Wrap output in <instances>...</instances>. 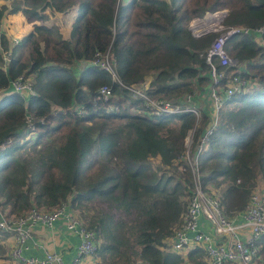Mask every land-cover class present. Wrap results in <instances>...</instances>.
Wrapping results in <instances>:
<instances>
[{
    "label": "trees",
    "instance_id": "1",
    "mask_svg": "<svg viewBox=\"0 0 264 264\" xmlns=\"http://www.w3.org/2000/svg\"><path fill=\"white\" fill-rule=\"evenodd\" d=\"M223 7L228 8L225 24L262 26L264 40V0L2 4L0 25L15 12L31 24L17 42L0 33V206L7 214L69 202L96 233L93 262L87 264H183L185 259L205 264L201 245L177 251L171 243L192 187L183 159L185 137L194 128L195 153L212 123L204 53L214 35L196 38L188 22ZM47 9L75 11L68 36L45 23ZM225 48L240 62L226 73L253 83L229 97L220 91L217 120L198 163L204 188L231 215L245 209L258 177L264 190V41L235 34ZM107 49L121 82L142 85L150 98L173 103L188 94L199 116L190 110L151 112L94 62ZM2 50L11 58L4 66ZM21 75L31 78L33 94L7 90ZM103 84L110 88L108 99L99 93ZM257 243L254 261L264 255V234Z\"/></svg>",
    "mask_w": 264,
    "mask_h": 264
},
{
    "label": "built area",
    "instance_id": "2",
    "mask_svg": "<svg viewBox=\"0 0 264 264\" xmlns=\"http://www.w3.org/2000/svg\"><path fill=\"white\" fill-rule=\"evenodd\" d=\"M225 13L224 9L207 10L190 23L194 36L214 35L204 53L210 65L209 74L212 81L207 91V105L212 123L201 135L195 153L192 151L194 128L189 130L185 137L183 159L191 169L192 187L186 211L182 215V223L175 232L171 246L174 250L181 251L187 246L201 245L206 252L209 264H257L254 261L260 248L257 242L264 234V190L260 185L254 187L245 209L228 215L222 210L218 198L204 188L198 163V153L205 147L208 135L217 120V111L222 103V92L220 91L229 97L244 91L253 83L239 74L226 73V67L237 66L239 68L240 62L228 54L225 43L235 34H250L258 42L264 41L262 26L250 28L245 25H227L223 20L226 18L227 13ZM207 19L211 21L206 23ZM201 21L204 23L200 24ZM14 41L17 42L18 39ZM2 55L4 66L11 59L10 51L2 50ZM94 62L110 72L111 76L121 85L128 88L132 96L141 97L152 110L151 112L170 113L190 110L199 116L200 112L196 105L189 102L190 95L188 94L176 99L177 103H173L170 99L150 98L144 92L142 85L121 82L115 72L110 49L98 53ZM29 79L22 75L11 79L8 90L19 92L24 96L33 94L32 81ZM222 81L223 85L220 86ZM98 90L104 99H108L110 88L107 85H100ZM201 216L211 226L212 234L202 229ZM56 218H61L66 230L79 238L77 251L69 264H86L84 258L92 256L96 248V233L86 227L76 216L69 202H61L51 209L33 207L20 216L8 215L5 209L0 208V231L10 233L9 256L16 264H66L60 253L43 248L41 244H39L42 247L41 254L28 253L27 240L37 223L41 222L50 226Z\"/></svg>",
    "mask_w": 264,
    "mask_h": 264
},
{
    "label": "crops",
    "instance_id": "3",
    "mask_svg": "<svg viewBox=\"0 0 264 264\" xmlns=\"http://www.w3.org/2000/svg\"><path fill=\"white\" fill-rule=\"evenodd\" d=\"M124 1H127V0H124ZM2 4H7L8 6H10V0H0V6ZM75 15H76V13L74 10H69V11L64 12V13L54 12V18L52 19V21L50 20V23L56 25L54 20L58 19V17H59L60 19L65 21L62 24L58 23L60 26L68 25L69 27H71L73 20L75 18ZM50 17H51V14L48 17V19L45 20V23L50 24V23H48ZM13 18H20L21 19V23H22L21 28L26 27L27 31L31 29L30 22L26 21L20 12H15V13H11V14L7 13L2 18L0 29L1 28H3V29L1 31H5L7 33H8V31H10V24L9 23ZM69 30H70V28H69ZM5 32H1V33H4L7 36V38L10 39L9 36L12 37V35L8 36V34H6ZM200 93L206 94V91L202 89V91ZM0 94H3L2 90H0ZM0 208H2V207L0 206ZM200 223H201V227L204 231L212 234L211 226L204 219L203 216H201V218H200ZM0 238H1V242L4 243V248H5V250L4 249H1V250L4 251V254L7 255L4 262H11V264H16L15 261H13L11 259V257L9 256V248L11 246L10 233L0 231ZM78 241H79V238L75 234L68 232L66 230L64 222L62 221L61 218H56L50 226L45 225L41 222H38L37 225L32 230L31 236L27 240L28 253L29 254H35V255L41 254L42 253V247L39 245V244H41L43 246V248H46L48 250L60 253L62 258H63V261L66 264H69V262L71 261L74 254L77 251ZM84 261L86 262V264L90 263V262L92 263L93 257L87 256L84 258Z\"/></svg>",
    "mask_w": 264,
    "mask_h": 264
},
{
    "label": "rangeland",
    "instance_id": "4",
    "mask_svg": "<svg viewBox=\"0 0 264 264\" xmlns=\"http://www.w3.org/2000/svg\"><path fill=\"white\" fill-rule=\"evenodd\" d=\"M222 9H224L225 11H226V13H227V11H228V8L227 7H223ZM221 9V10H222ZM48 10V9H47ZM214 11V10H213ZM48 13H49V15L51 14V17L49 18V21H48V23H50V20L52 21V19L54 18V12L53 11H51V10H48ZM225 13V14H226ZM11 14V13H10ZM202 16V15H201ZM194 18H196L197 19V16H195ZM194 18H191L190 20H189V22H188V28H189V30H190V32H191V34L193 35V33H192V31H191V28H190V23L194 20ZM224 18H225V16H224ZM224 20V19H223ZM54 22L56 23V25H57V27L59 28V30L62 32V34H63V36H67L68 35V33H69V26L68 25H66V26H60L59 24H62V23H64L65 21L64 20H62V19H60L59 17H58V19H55L54 20ZM59 23V24H58ZM200 24H203L204 23V21H201V22H199ZM10 31H8V33L7 32H5V31H1L3 28H1L0 29V31L1 32H5L6 34H8V36L9 35H12V37H10L9 36V40L12 42V41H14V39H18L19 40V38L23 35V34H25V33H27L28 31L26 30V27H24V28H21L22 27V23H21V19L20 18H13L11 21H10ZM51 24V23H50ZM206 35V34H205ZM205 35H203V36H205ZM194 36V35H193ZM194 37H196V36H194ZM214 37V36H213ZM196 38H199V37H196ZM30 81H31V78L29 79ZM146 84V83H145ZM198 120L199 119H196V121L198 122ZM196 121H195V123H196ZM155 162L157 161L156 159L154 160ZM261 184H263V182H262V180L258 177L257 179H256V182H255V188L256 187H258L259 185H261ZM254 188V189H255ZM1 249H4L5 250V248H4V243L3 242H1V238H0V264H11V262H4V260H5V258L7 257V255L6 254H4V251H2ZM264 253V252H263ZM203 260H204V262H205V264H209L208 262H207V255H206V257H204L203 256ZM257 262H259L258 264H263L262 262H264V255H260V257L256 260ZM139 263V262H138ZM183 264H200V263H193V262H191V261H189V260H187V259H185V261L183 262ZM231 264H238V263H231Z\"/></svg>",
    "mask_w": 264,
    "mask_h": 264
},
{
    "label": "bare ground",
    "instance_id": "5",
    "mask_svg": "<svg viewBox=\"0 0 264 264\" xmlns=\"http://www.w3.org/2000/svg\"><path fill=\"white\" fill-rule=\"evenodd\" d=\"M210 21H211V19H207V20H206V23H208V22H210Z\"/></svg>",
    "mask_w": 264,
    "mask_h": 264
}]
</instances>
